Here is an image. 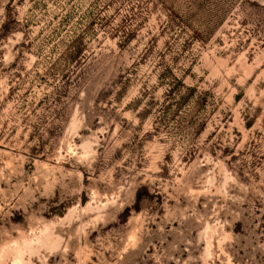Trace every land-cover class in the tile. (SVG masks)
Returning a JSON list of instances; mask_svg holds the SVG:
<instances>
[{
    "label": "rangeland",
    "instance_id": "1",
    "mask_svg": "<svg viewBox=\"0 0 264 264\" xmlns=\"http://www.w3.org/2000/svg\"><path fill=\"white\" fill-rule=\"evenodd\" d=\"M0 264H264V0H0Z\"/></svg>",
    "mask_w": 264,
    "mask_h": 264
}]
</instances>
